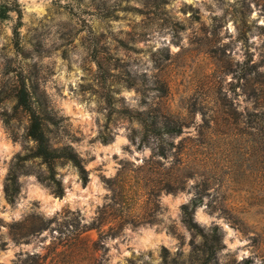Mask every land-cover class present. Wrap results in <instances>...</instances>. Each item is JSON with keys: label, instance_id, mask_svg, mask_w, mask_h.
<instances>
[{"label": "rangeland", "instance_id": "obj_1", "mask_svg": "<svg viewBox=\"0 0 264 264\" xmlns=\"http://www.w3.org/2000/svg\"><path fill=\"white\" fill-rule=\"evenodd\" d=\"M242 19L264 0H0V264H264V92L234 76L264 70V27ZM23 78L87 183L46 178ZM162 114L184 123L166 154L143 137Z\"/></svg>", "mask_w": 264, "mask_h": 264}, {"label": "trees", "instance_id": "obj_2", "mask_svg": "<svg viewBox=\"0 0 264 264\" xmlns=\"http://www.w3.org/2000/svg\"><path fill=\"white\" fill-rule=\"evenodd\" d=\"M241 12L245 13V10H241ZM241 25L247 27V30H251L255 25L264 27L263 24L254 22L249 23L246 19H242ZM242 31L244 34L243 36L248 39L245 34L246 31L243 29ZM14 32L17 37L19 34L18 26H16ZM261 65V60L253 61V52H249V55L244 62H237V66L234 68V76L237 77L238 81L241 80V78H245L246 89L249 90L251 96L257 97L261 95V90L264 92L262 85L264 84V70L261 69ZM15 97L17 104L29 113L30 119L27 131L28 135L35 141L34 155L42 157L43 161L47 163L49 173L46 178L54 183L55 191L59 194L63 193L62 180L57 177L55 169V164L59 160H69L76 165L83 182L87 183L89 180V171L80 154L73 147L67 145L62 147H52L50 145L44 116L39 110L37 101L24 78L21 79L16 86ZM248 115L251 122L256 121L255 118H257V113L255 111H250ZM143 118V137L149 138L151 134L160 136L162 142L158 144L157 147H159L160 152L166 154V147L164 145V141H166L165 134L172 135L181 133L183 131L184 123L171 114H162L161 116L153 115L151 118L144 116ZM261 129L264 130V125H262ZM188 221L190 224L195 225L192 216L188 217Z\"/></svg>", "mask_w": 264, "mask_h": 264}]
</instances>
